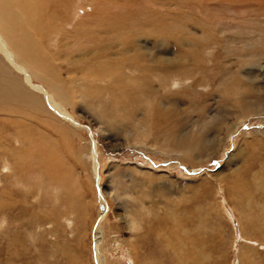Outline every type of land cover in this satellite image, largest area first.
Returning <instances> with one entry per match:
<instances>
[{"label": "rangeland", "instance_id": "374dc122", "mask_svg": "<svg viewBox=\"0 0 264 264\" xmlns=\"http://www.w3.org/2000/svg\"><path fill=\"white\" fill-rule=\"evenodd\" d=\"M222 1L66 0L54 26L37 34L40 54L31 63L13 50L9 38L19 35L0 29L7 41L0 47V264H94L92 226L98 219L101 264H264V142L251 149L243 145L244 135L264 130V114H248L233 135L220 133L223 143L212 128L214 117L226 110L220 104L224 97L237 102L243 75L251 78L244 87L255 85L264 98V55L249 54V46L264 44V7ZM91 13L100 25L89 22ZM138 15L141 20L134 21ZM155 20L163 22V31L153 26ZM198 23L207 38L219 42L213 58L204 51L199 56L204 65L198 59L179 64L198 57L189 41L205 35ZM101 25L102 32L114 27L112 35L103 36ZM75 30L94 31L92 41L64 37ZM225 45L233 50H218ZM99 52L109 61L123 53L139 62L147 56L166 60L178 64L175 72L189 75L179 76L184 82L178 87L174 73L166 89L164 75L156 72L152 93L146 94L151 91L140 88L141 82L135 87L124 66L102 62L105 76L97 67L87 72ZM38 61L58 70L55 78L61 74L56 88L44 79ZM139 70L135 76H141ZM248 100L242 102H253ZM144 102L165 106L154 105L149 122H143ZM224 121L234 125L235 115ZM137 124L150 131L140 143L131 138ZM198 130L215 147L198 154L191 146L197 165L159 152L167 134H191L194 142ZM66 132L75 135L67 139ZM245 166L256 174L242 175ZM55 173L60 179L54 184ZM207 174L210 182L202 178ZM245 189L250 194L243 195ZM189 234L196 243L187 242ZM190 245L201 253H190Z\"/></svg>", "mask_w": 264, "mask_h": 264}, {"label": "bare ground", "instance_id": "6f19581e", "mask_svg": "<svg viewBox=\"0 0 264 264\" xmlns=\"http://www.w3.org/2000/svg\"><path fill=\"white\" fill-rule=\"evenodd\" d=\"M209 1L210 0H202L203 3L209 2ZM226 1L227 0H223L222 2H226ZM244 1L252 2L253 4L256 3L259 6V7H257L259 10H261V7H264V0H244ZM65 2H66V0H0V29L2 31L8 29V30H10V33L12 35H19V38L13 37V38H9V40L12 43V45L15 47L13 50H15V52L18 54V56H20L23 59V61L28 62V63L35 62L34 56H38L40 54L39 47H41L40 45L42 44V43L38 44V41L36 40L37 34L39 33V35H41V34H43L45 32L46 28H48V27L50 28V26H54L55 19L61 13V6H64ZM217 4L219 6H221L223 3H217ZM73 5L76 6L75 4H73ZM209 6L211 7L213 5L209 4ZM52 7H54V8L52 9ZM160 11H161V9H160ZM183 13H185V12H183ZM89 16L91 17V21H89V22H92L94 26L100 25L99 24V20L98 21L95 20L96 18H98V15H95L94 13H91V14H89ZM138 18H139L138 20H134V21H140L142 16H139ZM159 18H161V17L159 16ZM88 19H85V20H88ZM92 23H91V25H92ZM152 24H153L154 27H156V26L158 27V31H163L164 30V24H163L162 21L155 20V21L152 22ZM198 24L200 25V28H201L202 25L200 23H198ZM113 28L107 29L105 32H102L103 27L101 25L100 33L103 36H111ZM202 30L205 32V35H202L200 40H197L198 42H196V40L193 41V40L189 39V41L196 47L197 50L195 51V54L198 52V57H196V55H194V58L192 56H189L187 61L186 60H181V63H179V64H184V63L189 62L188 64H186L188 66L192 62L191 60H197L198 59V62H199L198 64L200 66H201V64L204 65L203 55L201 57H199L204 51H206V52L210 51L209 54H211V51H212V58H213L214 50H212V47L214 45H217L216 42H218V41L215 40V39L207 38L206 37L207 30H205V28H203ZM73 32L75 34L68 33V31H67V33L65 34L64 37L74 38L76 40H82V41H86L85 39L89 38L90 41L89 40L88 41L89 42L92 41V35H93L94 31H89L88 30L87 32H84V31L75 30ZM164 32L167 33V34L169 33L167 30H165ZM223 33H224V31L222 32V34ZM165 37H167V36H165ZM0 38H1L0 39V47L3 48L4 44L7 41H6L5 37L1 33H0ZM217 38L220 39L221 37L217 36ZM234 38H237V36L235 35ZM234 38H233V40H234ZM208 40H209V42H207ZM131 45H130V49H131ZM227 47H230V45H225V49L222 46L221 47L219 46L220 49L218 48V50L219 51L222 50L224 52H227L229 50L230 51L233 50V49L231 50V47L230 48H227ZM130 49H129V54H130ZM165 49L168 50V47L166 46ZM165 49H164V52H165ZM241 50H242V52L245 51L244 49H241ZM6 52H8V51L6 50ZM249 54L253 55L254 57H256L257 55H264V44H262L261 46H258V47L256 45L249 46ZM115 56L116 57L114 58V60L109 61V60H103L104 59L103 53H100V52L96 53V54H94V57L92 59H90L91 64L94 65V66H87V67H85V70L87 72H94V67H97V68H99L98 71H100V76L101 75L105 76L106 75V67H105L106 65L104 67H102V62H105V64H113V67H112L113 69L118 67V66H124V70L128 73L130 78L134 80L135 87H137L140 84L138 82H141L140 88L143 85V87L147 91H151V92H146V94L147 93H152V88L154 87L153 74L156 73V72L159 73V74L162 73L164 75L163 76V83H164L166 89H168L167 78H169V80H170L174 73H176V79L177 80L180 77L186 78L189 75V73H186L185 75H182L181 71H176L175 72V67L178 64H175V63H172V62L167 63L166 60H162L160 62H159V60L150 61L149 60L150 59L149 56H147L146 57L147 61L139 62V60L136 57H131L130 56L128 58H124L125 56H128L127 53H123V54L115 55ZM190 57H192V58H190ZM256 62H254L253 65H256V66H257V64L259 65L258 61H256ZM144 63L148 64V65L147 66L144 65ZM36 65H37V67H39L44 72V76L43 77L50 84L51 87L56 88V82H62L63 81V78L61 77V74L58 77L55 78V74H56V72L58 70H55L49 64H46L43 61H38L36 63ZM156 65H157L158 68H155ZM135 68L136 69H140L138 72L141 73V76H140V74L138 76H135V73H136ZM67 70L70 71L69 69H67ZM245 76L246 75H243L244 80H243L242 83H244L245 85H248V83L251 80V78L250 77H245ZM199 81H202V80H199ZM182 82H184L183 79L182 80L179 79V81H177V82H175L173 80V85L177 84L178 87H179V85L182 84ZM137 83H138V85H136ZM244 84L241 85L242 89L239 92V94L237 93L238 95H235V96H237V102H230L231 99H229L228 97L225 96L224 98H225L226 102H220V104L226 110L221 111L220 114H217L216 117H214V122H213L212 128L214 129L215 134H218V136H219V139H217V140H220L222 143H223V140L220 137L222 134L220 135V133H225V132L232 131V135H233V133H235L237 129H240V126L242 125V122L244 121V118L248 114H250V113H258L259 115H263L264 114V105L262 104V102H260L262 100L264 101V98H262V96L260 97L257 94V92H256L257 90H256L255 85L252 86L250 88V90H247L244 87ZM123 90H127V85H123ZM167 91L170 92V94H169L170 96L175 97L176 99H178L175 96V94H174V92L172 90L171 91L167 90ZM140 93H142V92H140ZM246 99H249L248 101H253V102H245V103L242 102V101H245ZM227 102H230L228 104L229 109H228V106H227ZM116 103H117L116 104L117 107L128 110L126 108V107H128V106H126L127 102L126 103L125 102H116ZM141 103L142 102H139V104H141ZM151 103H153V102H151ZM144 104L145 105L148 104V105L145 107V110L143 112L140 110L142 105L139 108V110L142 112V118H144L146 120V121H143V122H149L148 118L150 117V115L154 111V105L158 106V104H159L160 107L165 106V104H163L162 102H155L154 105L151 104L150 106H149L148 102L147 103L144 102ZM133 105L135 107V104H133ZM130 106L131 105H129V107ZM134 113H135V111H134ZM228 115H235L236 122H235L234 125H230V124H228V121L227 122L224 121L225 118L228 117ZM162 123H166V122L162 121ZM144 127H145V125H144ZM142 129H143L142 125L137 124L138 134L136 135V137L134 138V136L131 135V131H127L128 136L130 137V135H131V138H133L134 142L140 143L144 136H146V137L148 136V132H147L148 129L146 131H143ZM152 133L154 135V131ZM172 133L171 134H167V137L164 138L165 139V141H164L165 143H164L163 148H159V149H165L164 152L159 151V149H158V151L160 153H164V154L165 153H167V154L171 153L173 155H177V157L179 159H182L184 163H187L191 167L193 165H197L198 164L199 160H198L197 153L198 154H202L206 149H208L210 147L211 148L215 147L214 146L215 143L211 141L212 140L211 138H208V137L203 138V135H204V131L203 130H198L196 132V134H194L196 136L194 142L192 141V135L191 134H183V135H179V136L174 137V135H172ZM69 134L70 133L67 134V132L65 133V136H66L67 139L70 138ZM73 134L72 135L70 134V135L73 137ZM249 135H248L249 137H247V135H244L245 140H244L243 145L245 147L251 149L252 147L254 148L255 146H259V147L262 146V144L264 142V130L263 129L258 128V129H256L255 132H253V133H251ZM151 140H150V142H151ZM156 140L157 139L155 138L154 141H156ZM197 141H198V146H197ZM147 142H146V144H147ZM216 145H218V143ZM191 146L193 147V149H195L197 151V153L192 151V147ZM220 146H223V145L221 144ZM179 148H182L181 152H178ZM150 149H151V147H150ZM189 154L190 155L193 154L195 159H191L188 156ZM258 155L255 154V155H252V156H258ZM252 156L249 155V157H250L249 160L250 159L253 160ZM88 157L90 158V154H89ZM92 157H94V151H93ZM249 160L247 161V164H248ZM13 169L15 170L14 165H13ZM248 174H256V173H253V171H251V173H250V168L247 169V166H245L242 175H246L247 176ZM15 176H16V178H18V175H15ZM19 177L21 178V175H19ZM51 177H52V180H53L54 184L60 179V175L57 174V173L52 174ZM20 178H19V180H20ZM202 178L206 179L207 182H210L212 180V174H210V175L207 174L206 176H203ZM225 178H228L227 175L223 176L221 182ZM15 180L17 181V179H15ZM235 181L238 182L240 185H242V181H240L239 179L235 178ZM243 182H246V181H243ZM17 183H19V182H17ZM55 190L58 191L59 193H61V191H60L61 189H59L58 186H56ZM230 192H232V190H230ZM59 193H56V194L58 195ZM246 194H250L248 192V189H245V191H243V195H246ZM174 209L176 210V207H174ZM55 216H53V217H55ZM63 217H64V215H63ZM205 221L203 222V224L206 223ZM99 222H100V219H98L97 222L94 221V223H93V220H92V222H90V223H93L92 234H93V246H94L93 247V254L95 255V263L94 264L103 263V258H102V256H100L101 251L98 248V246H101L100 243L102 242L101 241L102 240V236H101L102 234L100 233L101 232V226H100ZM165 222H166V220H165ZM203 224H200V225H203ZM136 227L137 226H133V227L129 226V228H132L133 230H135ZM59 234H60V232L56 233V239L62 238V237H59ZM195 238H196V235L189 234L187 236V242L190 243ZM184 240H185V237H184ZM191 243L194 244L196 242H191ZM58 245L61 246V244H58ZM130 245H133V243H131ZM57 248H58V246H57ZM61 249H62V247H60V249H58V250H61ZM195 249H194V247L192 245H190L188 247V251L190 253L193 252V250H195ZM195 251L197 252V254L201 253L200 251H197V250H195ZM198 252H200V253H198ZM16 253L17 252H15V254H13V255H16ZM17 255H19V254L17 253ZM14 258H16V257H14ZM93 258H94V256H93ZM66 259H68V258H66ZM136 263H137V261H136ZM57 264H60L59 261H58Z\"/></svg>", "mask_w": 264, "mask_h": 264}]
</instances>
